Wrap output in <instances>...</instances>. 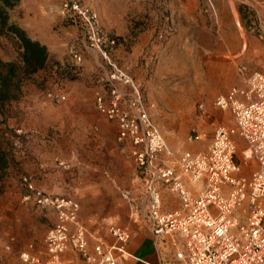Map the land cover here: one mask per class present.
Listing matches in <instances>:
<instances>
[{
  "label": "rangeland",
  "instance_id": "obj_1",
  "mask_svg": "<svg viewBox=\"0 0 264 264\" xmlns=\"http://www.w3.org/2000/svg\"><path fill=\"white\" fill-rule=\"evenodd\" d=\"M65 1L28 0L14 11V19L23 27L20 19L26 20L46 41L50 60L25 81L18 99L0 109L1 136L10 158L0 193V244L2 237L24 233L36 241L52 226L43 208L23 200L24 175L46 191L59 181L63 191L74 192L84 173L91 176L110 159L131 156L136 168L131 142L118 141L117 119L101 113L96 104L99 95L109 97L112 67L90 45L83 24L66 14ZM75 1L96 15L104 49L131 75L166 139L200 128L202 139L192 143L206 149L216 125H236L230 112L214 105L221 93L214 94L213 85L232 82L230 89L236 78L239 83L254 69L264 71V40L250 28L264 25V17L249 8L255 0ZM256 1L264 15V0ZM0 58H17L12 44L1 37ZM244 66L248 71L243 74ZM113 84L123 93L122 106L135 113L133 86ZM60 94L66 99L54 97ZM245 146H238L240 161Z\"/></svg>",
  "mask_w": 264,
  "mask_h": 264
},
{
  "label": "built area",
  "instance_id": "obj_2",
  "mask_svg": "<svg viewBox=\"0 0 264 264\" xmlns=\"http://www.w3.org/2000/svg\"><path fill=\"white\" fill-rule=\"evenodd\" d=\"M64 9L83 24L90 45L99 49L112 67L109 97L99 95L97 108L117 119L118 141L129 140L133 146L136 170L151 197L149 222L153 232L178 233L183 239L185 251H178L177 264H264V71H250L245 74V84L233 86L216 97L214 105L230 112L235 126L218 124L206 149L185 150L176 156L131 75L112 61L104 49L96 15L75 0H66ZM250 28L264 40V25ZM75 59L82 57L75 54ZM246 70L242 67L243 73ZM115 81L133 86L135 113L122 106L124 96L113 84ZM54 97L66 99L64 94ZM199 108L204 110L205 104L200 103ZM236 136L246 143L242 161L238 159ZM189 139L199 140L200 134L196 132ZM164 157L175 161L165 162ZM252 160L257 162V168L246 175L243 170L250 167ZM184 177L199 187L197 195L186 185ZM157 182L179 193L184 208L162 209ZM22 184L25 202L43 209L53 208L58 218L46 235L47 259L27 250L20 253L25 263L62 264V254L73 249L90 264H118L114 250L125 252L131 237L126 228L112 225L110 231L118 243L107 246L101 241L91 252L86 227L79 218L78 201L38 187L31 175H24Z\"/></svg>",
  "mask_w": 264,
  "mask_h": 264
},
{
  "label": "crops",
  "instance_id": "obj_3",
  "mask_svg": "<svg viewBox=\"0 0 264 264\" xmlns=\"http://www.w3.org/2000/svg\"><path fill=\"white\" fill-rule=\"evenodd\" d=\"M25 1L28 0H20V3ZM257 3L259 2L256 0L250 3L249 8L264 17L261 7ZM20 21L31 37L39 39L46 44V41L29 27L26 20L20 19ZM238 80L236 78L234 86L245 84L244 79H240L239 83H235ZM231 83L221 86L213 85V93L227 92ZM157 104L160 105V102H157ZM197 132L200 134V139H202L203 132H201L200 128H198ZM189 137L190 135L186 137L180 136L175 139L167 138L176 156L185 150L193 152L203 150L202 148L205 145L194 144L192 142L197 140H190ZM236 139L239 144L244 145V140L238 136H236ZM124 151H126V148L123 149ZM120 158L119 156L118 159H110L107 165H99L91 176L89 172L84 173L79 180L80 182L76 184L74 192L73 190L63 191L64 185L59 187V183H61L59 181L54 182L55 185L50 186L53 189L51 192L61 195L64 192H68L69 194L67 195L69 196L67 197L73 198L80 203L79 218L86 227L87 240L91 252L95 251L101 241L107 246L116 245L118 240L111 233L110 228L112 225H118L126 228L131 233L125 252L114 250L118 264H177L179 262L178 251H185L183 239L178 233L157 235L153 232L149 222L151 197L144 184L143 177L134 167L131 156L123 155L125 160H119ZM127 158L130 160H126ZM164 161L173 162L175 158L164 157ZM175 165L179 170V166L176 163ZM256 168L257 162L252 160L250 167H245L243 172L249 175ZM50 177L52 178V176ZM184 182L195 195L198 194V186L190 183L186 177H184ZM156 188L161 195L162 209L175 211L184 208L179 193L171 191L162 182H157ZM42 212L43 216L52 225L57 222V213L53 208L43 209ZM15 236L13 235L11 238L2 237L0 264H28L20 257V253L27 250L39 255L43 260L47 259L46 237L42 236L35 241L33 236L26 233ZM8 243L11 245L9 249L6 247ZM61 259L62 264H90L73 249L63 253Z\"/></svg>",
  "mask_w": 264,
  "mask_h": 264
},
{
  "label": "trees",
  "instance_id": "obj_4",
  "mask_svg": "<svg viewBox=\"0 0 264 264\" xmlns=\"http://www.w3.org/2000/svg\"><path fill=\"white\" fill-rule=\"evenodd\" d=\"M20 0H0V37L14 47L17 58L4 61L0 58V109L7 101L18 99L22 86L32 75L48 66V47L41 40L31 37L27 30L14 19V11ZM10 166L8 147L0 130V193Z\"/></svg>",
  "mask_w": 264,
  "mask_h": 264
}]
</instances>
